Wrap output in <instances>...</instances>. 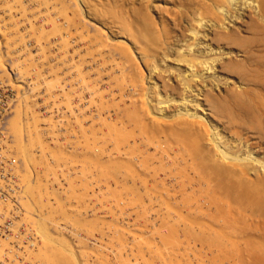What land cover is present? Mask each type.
<instances>
[{
  "label": "bare ground",
  "instance_id": "6f19581e",
  "mask_svg": "<svg viewBox=\"0 0 264 264\" xmlns=\"http://www.w3.org/2000/svg\"><path fill=\"white\" fill-rule=\"evenodd\" d=\"M157 1L0 0V264H264V0Z\"/></svg>",
  "mask_w": 264,
  "mask_h": 264
},
{
  "label": "built area",
  "instance_id": "2783aa9c",
  "mask_svg": "<svg viewBox=\"0 0 264 264\" xmlns=\"http://www.w3.org/2000/svg\"><path fill=\"white\" fill-rule=\"evenodd\" d=\"M7 74L10 79L7 77H3L0 79V210H8V202L12 201L13 207H9L10 213H15L17 210L13 209L15 204L17 205V198L14 197L13 194L9 193L10 185L13 184L14 181V173L11 171L12 162L9 159V148L8 141L9 138L6 135V121L11 113V109L13 107L14 98H16V86L20 85L18 82V78H16V71L7 66ZM16 189V186H15ZM18 206V205H17ZM2 216V212H0V217ZM6 222V221H5ZM1 224L0 227H2ZM6 226L8 228L9 223L6 222ZM2 231H0L1 233ZM25 236L27 235L24 234Z\"/></svg>",
  "mask_w": 264,
  "mask_h": 264
},
{
  "label": "rangeland",
  "instance_id": "374dc122",
  "mask_svg": "<svg viewBox=\"0 0 264 264\" xmlns=\"http://www.w3.org/2000/svg\"><path fill=\"white\" fill-rule=\"evenodd\" d=\"M163 1H164V3H163V2H158V1H157V4H159V5H161V6L167 5V4H166L167 1H166V0H163ZM168 5H169V4H168ZM169 9H170V10H174V9H171V8H169ZM38 15L40 16V14H38ZM36 16H37V14H36ZM10 29H11V28H10ZM29 40H31V39H29ZM29 40H28V41H29ZM28 41H27V42H28ZM32 42H33V41H32ZM33 44H34V42H33ZM34 45H35V44H34ZM201 47H202V46H201ZM1 50H2V49H1ZM169 58H170V57H169ZM171 62H173V61H171ZM171 62H170L169 64H170V65H173V63H171ZM7 64H8V63H7ZM7 64H6V65H7ZM9 65H10V63H9ZM7 66H8V65H7ZM174 66H175V64H174ZM174 66H173V67H174ZM144 72H145V74H146V75L144 74V76H147V74H148L147 70L143 71V73H144ZM216 74H217V73H216ZM166 75H167V74H166ZM218 76H219V77H222V75H221V76L218 75ZM166 78H167V77H166ZM168 78H169V77H168ZM171 78L173 79V80H171V81H175L174 79L176 78V82H178V80H177L178 78H177L176 76H174V74L171 76ZM0 79H1V78H0ZM19 81H20V80H19ZM22 87H23V88H22ZM212 87H213L212 90L215 89V90H214V91H215L214 93H217V92L219 91V88H218L217 86H216V87H217V91H216V87H215V85H213ZM20 88H21V90H20V93H21V94L18 93V95H19V96H20V95L22 96V94H24L23 91H24V92H27V91H25L23 85H22ZM19 96H18V97H19ZM15 103H16V101L14 102V104H15ZM209 118H210V117H209ZM213 124H215V125L217 126L218 131L220 132L221 135L224 136V138L229 137L225 132H223V129H222V126H221L220 123L217 124L215 121H213ZM6 134H7V133H6ZM13 157H14V156H13ZM158 174L161 175V172L159 171ZM159 175H158V176H159ZM148 176H149V175L142 176L141 178L138 177L139 180L136 181V182H137L136 184H137V185H140V183H144V181H146V184L148 185V184H149V181H151V180L147 181L148 179L146 180V177H148ZM156 176H157V175H156ZM19 177L21 178V173H20ZM150 177H151V176H150ZM150 177H149V179H150ZM20 178H19L20 183H23V181H21L22 179H20ZM140 179H141V180H144V181L141 182ZM137 185H136V186H137ZM144 185H145V183H144ZM141 186H142V185H141ZM21 187H22V190H23V184H22ZM137 187H138V186H137ZM22 194H23V191L21 192V195H20V199H21V200H19L20 202L23 200V198H22V197H23ZM89 198L93 199L92 197H89ZM90 201H91V200H90ZM20 202H19V203H20ZM79 206H81V205H79ZM20 207H21L20 209H22V202H21V204H20ZM94 207H96V208H94V209H97V206H94ZM85 208L87 209L88 206L86 205ZM83 209H84V208H83ZM23 211H24V209H23L22 212H21V217H22V213H24ZM21 217H20V218H21ZM21 219H22V218H21ZM21 219H20V220H21ZM21 223H24V221H23V222L21 221ZM68 242H69V241H68ZM64 247H65V246H64ZM66 248H67V250L69 249L68 247H66ZM91 250L94 251V253L96 252L95 249H91ZM67 252L72 256V253H70V251H67ZM97 252H98V251H97ZM69 254L67 255V254L65 253L66 256L71 257ZM157 254H158V253H157ZM158 255L160 256V254H158ZM174 257H175V256H174ZM174 257H173V258H174ZM173 258H172V259H173ZM172 259H171V260H172ZM28 260H29L30 262H32V261H31L32 259L28 258ZM149 260H150V263H152V264L155 263V261H156V260H155V261L153 262V261H151V259H147V261H149ZM173 260H174V259H173ZM195 263H196V262H195ZM156 264H159V263L156 262Z\"/></svg>",
  "mask_w": 264,
  "mask_h": 264
}]
</instances>
